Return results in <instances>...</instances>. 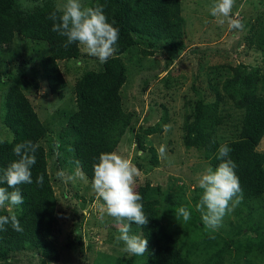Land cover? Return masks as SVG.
I'll return each mask as SVG.
<instances>
[{
	"label": "rangeland",
	"instance_id": "374dc122",
	"mask_svg": "<svg viewBox=\"0 0 264 264\" xmlns=\"http://www.w3.org/2000/svg\"><path fill=\"white\" fill-rule=\"evenodd\" d=\"M95 1L83 3L94 6ZM58 2L15 0L5 19L11 36L0 44V141H15V133L5 123L10 113L6 97L19 91L45 128L37 142L44 148L54 194L52 229L57 225L54 240L62 254L57 264H149L148 249L133 255L124 250L123 242H116L123 225L107 215L93 191L69 126L77 110V80L84 73L103 71L105 63L74 44L75 58L56 61L59 74L56 78L50 74V86L42 62L52 44L27 30L31 17L51 13ZM124 2L133 29L131 45L117 49L107 60L126 71L119 99L128 113L129 131L127 142L115 150L138 168L136 189L140 194L145 191L150 223L156 221L163 228L167 245H181L185 255L198 262L264 264L260 255L264 193L243 198L214 231L204 226L195 207L202 195L200 176L207 168H216L210 152L214 143L239 140L249 107L264 102V0H236L233 16L242 22V30L230 28L227 19L220 24L210 15L213 0H163L162 4L151 0L149 15L141 12L140 1ZM175 17L180 22L173 25ZM164 125L171 129L165 132ZM161 145L166 146L164 154ZM252 148L264 157V135ZM77 161L83 179H57L59 170L74 176ZM181 206L191 211L190 220L177 215ZM0 212L20 216L22 208ZM131 234L146 238L136 224L131 225ZM25 249L33 253L17 255L19 264H39L34 251L43 259L57 258L52 237Z\"/></svg>",
	"mask_w": 264,
	"mask_h": 264
},
{
	"label": "trees",
	"instance_id": "16d2710c",
	"mask_svg": "<svg viewBox=\"0 0 264 264\" xmlns=\"http://www.w3.org/2000/svg\"><path fill=\"white\" fill-rule=\"evenodd\" d=\"M140 1V10L148 14L151 10V0ZM160 1L162 4L163 0ZM103 5L109 22L116 21L115 27L120 30V37L117 44L119 51H124L131 45L130 33L133 31L130 22L126 19L128 14L124 0H97L95 5ZM15 7V0H0V44L6 42L11 36L5 19ZM50 12H43L39 16H33L28 23V29L36 36L47 39L52 44V51L43 60V68L51 86V77L56 78L59 74L56 61L65 58H75L73 45L65 48V39L58 33L52 31L53 21L48 19ZM175 17L171 23L178 22ZM79 54V49H78ZM126 71L115 61H107L103 71L99 73H84L78 80L75 87V101L77 110L72 114L69 121L70 128L75 132L76 150L78 160L83 172L87 177L93 179V164L97 162L101 153L111 152L120 143L127 142L128 134V113L121 108L119 89L123 84ZM5 123L15 133L14 143L0 141V169L6 168L11 162L17 160L13 148L17 143L31 140L37 143L45 128L39 122L32 111L29 102L19 91L10 93L6 97ZM241 137L237 141L226 143L232 151L229 158L236 165V173L239 176L243 189V198H255L264 193V157L256 153L252 146L264 135V102L253 103L246 114ZM202 133L200 138H204ZM212 140V139H211ZM221 145L214 143L211 155L217 167L221 161L217 158L218 149ZM37 162L32 168V184L20 185L24 203L21 205L22 213L17 216L20 220L22 232L15 231L11 224L6 225V231H0V264H9L12 254L26 250V247L34 246L43 240L52 237L56 259H43L39 264L47 262H58L59 245L54 240V211L55 202L52 186L46 172V155L44 148L40 145L36 153ZM43 174V186L36 184V178ZM6 186V185H5ZM11 191V189H9ZM144 211L149 219L146 226H142L146 239L148 240V251L150 254L149 264H215L205 261L198 262L190 256H186L181 245L176 243L173 246L167 245L163 240V228L155 221L150 223L148 204H145V191L142 192ZM0 215H5L0 212ZM120 226L117 228V230ZM263 244L260 248V255L264 260V235ZM4 246H7L4 248ZM14 248V249H13ZM32 251V250H31ZM12 264V263H11Z\"/></svg>",
	"mask_w": 264,
	"mask_h": 264
},
{
	"label": "clouds",
	"instance_id": "9594fccd",
	"mask_svg": "<svg viewBox=\"0 0 264 264\" xmlns=\"http://www.w3.org/2000/svg\"><path fill=\"white\" fill-rule=\"evenodd\" d=\"M235 7L236 0H213L209 12L217 18L218 23L223 24L227 19L230 28L242 30V22L233 16ZM235 16H239V13H235ZM48 19L53 21L52 31L66 38L65 48L72 44L82 45L87 54L98 58L100 63H106L117 51L120 30L115 27V20L109 22L103 5L88 6L83 0H60ZM170 129L171 125H164L165 132ZM39 147L38 142L31 140L14 146L13 152L18 159L0 169V210L12 209L24 203L19 186L33 183L32 168L37 162ZM231 151L227 144L221 145L217 154L221 163L215 169L207 168L199 178L202 195L195 207L209 230L218 229L225 215L232 212L243 199V189L236 173L237 165L229 158ZM160 153H166V146L161 145ZM93 173V191L103 201L107 215L123 225L115 238L116 242H123L124 250L130 254L143 255L147 251L148 240L131 234L132 224L142 227L149 222L143 197L136 189L138 168L131 159L113 150L99 155L93 164ZM56 176L63 181L84 178L78 161L74 176L67 175L64 170H59ZM35 182L42 187L43 174ZM177 215L188 221L191 211L181 206ZM125 221L127 223H123ZM9 224L15 231H23L15 214L0 215V231H6L5 226Z\"/></svg>",
	"mask_w": 264,
	"mask_h": 264
},
{
	"label": "crops",
	"instance_id": "0c3cea01",
	"mask_svg": "<svg viewBox=\"0 0 264 264\" xmlns=\"http://www.w3.org/2000/svg\"><path fill=\"white\" fill-rule=\"evenodd\" d=\"M58 247H59V249H60V246H58ZM30 252L33 253V251H31V250H29V251H20V252L14 253V254L11 255L9 261H10L12 264H19L18 261L15 260V257H16L17 255H23V256L26 257V253L28 254V253H30ZM34 253H35L36 255H38V263H39V262H40L39 259L41 260V255H39V254H38L37 252H35V251H34ZM59 256H60V260H59L58 262H47V264H57V263H59V262L62 260V254H61V251H60V250H59ZM35 264H37V262H36Z\"/></svg>",
	"mask_w": 264,
	"mask_h": 264
}]
</instances>
